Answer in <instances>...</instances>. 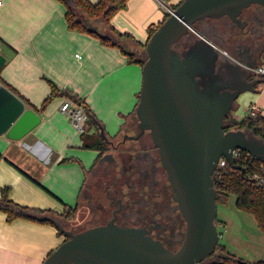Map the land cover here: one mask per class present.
<instances>
[{
    "label": "crops",
    "instance_id": "obj_1",
    "mask_svg": "<svg viewBox=\"0 0 264 264\" xmlns=\"http://www.w3.org/2000/svg\"><path fill=\"white\" fill-rule=\"evenodd\" d=\"M0 2V42L1 49L5 46L7 51L0 84L8 86L26 108L41 117L19 139L0 133V195L8 187L14 201L49 210L66 225L67 219L61 216L65 206L79 204L87 177L110 153L85 147L83 136L97 135L106 142L98 124L109 139L128 129L141 89L142 65L130 60L120 47L68 27L65 6L59 0ZM164 16L158 0H127L111 22L117 30L129 32L144 43L149 26ZM53 90L55 95L45 101ZM66 100L83 102L95 115L96 120L87 121L83 134L61 110ZM251 103L264 115V81L255 91L240 94L233 115L239 119L247 115ZM63 240L64 235L53 223L24 217L8 221L0 210V264H41ZM261 240L264 244V236Z\"/></svg>",
    "mask_w": 264,
    "mask_h": 264
},
{
    "label": "water",
    "instance_id": "obj_2",
    "mask_svg": "<svg viewBox=\"0 0 264 264\" xmlns=\"http://www.w3.org/2000/svg\"><path fill=\"white\" fill-rule=\"evenodd\" d=\"M264 0H183L153 32L144 48L142 84L135 116L140 133L149 131L167 172L174 198L185 220V232L176 249L147 234L144 229L121 226L114 219L79 231L67 229L52 214H40L67 237L41 264H197L215 251L219 242L216 168L224 156L233 158L239 148L264 160V139L247 127L225 130L224 119L244 91H255L264 78L250 79L257 63L233 60L217 71L216 45L193 24L206 16L229 15L238 20L241 10ZM194 33L196 41L182 52L174 48ZM1 49V42H0ZM264 58V56H263ZM0 53V68L5 62ZM240 82L242 87H235ZM41 120L8 86L0 84V133L19 139ZM101 137L110 145L104 127ZM139 133V134H140ZM125 133L122 141L137 139Z\"/></svg>",
    "mask_w": 264,
    "mask_h": 264
},
{
    "label": "flooded vegetation",
    "instance_id": "obj_3",
    "mask_svg": "<svg viewBox=\"0 0 264 264\" xmlns=\"http://www.w3.org/2000/svg\"><path fill=\"white\" fill-rule=\"evenodd\" d=\"M238 17L235 20L229 15L206 16L193 24L198 33L210 41L216 40L214 44L222 53L224 49L228 50L224 55L220 53L217 71L220 65L227 64V58L235 61L257 58L255 65L264 60V5L250 4L241 10ZM196 37L190 33L177 41L174 48L182 52L196 41ZM249 78L258 76L252 72ZM234 84L237 88L244 86L240 82ZM236 106L235 102L231 110ZM137 122L134 114L131 127L123 135L139 134ZM133 126L136 128L134 133L131 131ZM123 135L118 141L114 140L113 145H108L110 153L103 157L88 177L89 183L82 193L90 211L88 221L95 226L114 219L121 226L144 229L167 247L176 249L184 236L185 220L161 164L158 148L149 131L140 133L137 139H126L124 142ZM75 228L73 226L69 230L75 232L87 227Z\"/></svg>",
    "mask_w": 264,
    "mask_h": 264
},
{
    "label": "trees",
    "instance_id": "obj_4",
    "mask_svg": "<svg viewBox=\"0 0 264 264\" xmlns=\"http://www.w3.org/2000/svg\"><path fill=\"white\" fill-rule=\"evenodd\" d=\"M59 1L65 6V19L68 27L94 34L100 38L103 43L120 47L128 55L130 60L139 62L142 66L146 56L144 55V48L148 39L158 26L170 15L165 11V16L161 22L149 26V35L146 41L141 43L129 32L117 30L111 22L113 15L126 7L127 0H98L97 2H92L90 0ZM182 1L183 0H177L176 2H171V4L176 9ZM96 21L103 22L105 25L104 28L101 29L96 26ZM130 44H134L132 49L130 48ZM138 47H140L141 53L138 52ZM54 95L55 91L53 90L45 101L51 99ZM30 105L35 107L32 103H30ZM86 109L88 112V120H96L95 115L92 114L87 107ZM133 113H135V109ZM245 127L252 129L257 136L264 139V115L259 113L256 115L247 114L239 119L233 115L231 110L225 116V130ZM113 138L114 137H112V139ZM83 145L85 147L101 149L102 152L108 149L107 142H104L99 136L93 134H85L83 136ZM242 151L243 156H245L247 151ZM261 162H264V160L249 156L246 160L242 159L237 161V165L247 166V171H255L258 169ZM244 179L245 174H242L241 169L233 167L229 162L225 167L218 168L215 178L217 206L222 203L228 204L230 195H234L236 197V206L241 210L251 213L255 217L259 228L264 233V186H258L254 183L244 181ZM77 207L78 204L75 207L66 205L61 216L68 219L71 214L76 211ZM0 210L6 213L8 221H12L17 217L38 220V215L52 213L49 210H42L14 201L9 196L8 187L3 188L1 192ZM38 221L52 223L49 220ZM65 238L64 236V240ZM218 249L220 251H218ZM204 264H264V260L251 262L237 257L228 252L226 245H221L218 242L215 251L209 255V262Z\"/></svg>",
    "mask_w": 264,
    "mask_h": 264
},
{
    "label": "rangeland",
    "instance_id": "obj_5",
    "mask_svg": "<svg viewBox=\"0 0 264 264\" xmlns=\"http://www.w3.org/2000/svg\"><path fill=\"white\" fill-rule=\"evenodd\" d=\"M96 26L102 29L105 25L103 22L96 21ZM130 46V48L132 49V46H134V44H130ZM0 51V53L4 55V52H7L6 47L3 46ZM225 51L228 50L225 49ZM240 110L245 113L243 104H241ZM130 123L131 122H129L126 126L127 128L131 127ZM134 127L135 126H133V129L131 130L132 133H134L133 131H136V128ZM126 131L127 130H125V132ZM123 133L124 132H121L119 135H117L114 140L118 141V139L122 138ZM88 177L86 185L89 183ZM235 201L236 197L234 195H230L228 204L222 203L218 204L217 206L218 211L215 221L220 234L219 243L221 245L225 243L227 245L226 248L228 252L234 254L237 257H241L251 262L264 260V247L261 246H264L261 240L262 236L264 235H262L260 229L258 228L255 217L251 213L239 209L236 206ZM89 218L90 211L87 208V203H85L82 194L76 211L71 214V216L66 221V225L64 226L67 229H70L73 226H76L75 229H81V227H89L92 225V221H88ZM218 251L220 250L218 249ZM208 262L209 256L197 264H204Z\"/></svg>",
    "mask_w": 264,
    "mask_h": 264
},
{
    "label": "built area",
    "instance_id": "obj_6",
    "mask_svg": "<svg viewBox=\"0 0 264 264\" xmlns=\"http://www.w3.org/2000/svg\"><path fill=\"white\" fill-rule=\"evenodd\" d=\"M159 4L164 8L166 12L172 14L175 12V8L172 6L170 0H158ZM1 4V2H0ZM250 70L258 77H264V60H262L257 65L250 67ZM61 110L67 114L69 120L73 127L79 132L83 133L86 131V124L88 121V112L86 106L83 102H74L72 100H66L62 106ZM248 114L256 115L259 112V108L255 103H251L247 109ZM243 151L239 148L233 150V158L235 163L242 159H247L250 155L249 152H246V155L243 156ZM228 164V160L226 157L222 156L217 164V169L225 167ZM242 166V165H241ZM243 170H241L242 174H245L244 181L254 183L258 186H264V162L259 164V167L255 171H247V166H242Z\"/></svg>",
    "mask_w": 264,
    "mask_h": 264
}]
</instances>
